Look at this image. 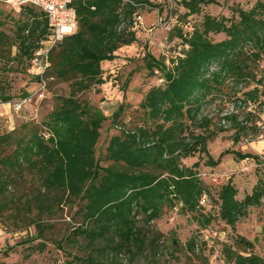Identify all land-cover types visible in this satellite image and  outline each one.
I'll return each instance as SVG.
<instances>
[{
	"label": "trees",
	"instance_id": "1",
	"mask_svg": "<svg viewBox=\"0 0 264 264\" xmlns=\"http://www.w3.org/2000/svg\"><path fill=\"white\" fill-rule=\"evenodd\" d=\"M168 2L160 18L159 26L167 31L160 52L155 55L147 49L142 55L146 75L159 72L162 84L148 87L141 97V123L119 124L124 104L118 106L111 121L119 131L98 152L107 117L82 94L106 82L102 62L115 60L121 47L138 43L133 21L154 5L150 0H71L77 30L51 48L50 65L42 74L44 79L67 82L68 93L55 97V105L40 123L25 122L0 133V222L16 224L15 230L34 226L36 231L7 245L3 257L25 244L31 252H43L44 234L52 228L48 220L65 205H76L74 215L79 219L66 243L82 252L65 251L68 257L57 264H135V258L162 236L149 240L139 222L158 220L164 209L179 207L202 228L218 219L235 230L249 207L264 202V159L233 149L214 159L207 149L208 140L224 131L226 123L234 130L233 143L249 128L255 130L248 124L252 113L247 111L242 120L238 112L224 114L213 128L212 118L202 114L206 104L225 96V87H230L228 97L236 106L264 104V89H259L264 80L254 71L264 59V0H255L247 9L232 6L231 16L203 12L217 0ZM0 3L19 15L12 34L0 30V62L15 63L41 80L31 60L51 33L45 12L31 4L15 12L4 0ZM178 8L183 10L179 15ZM194 15H201L198 23ZM213 35L223 37L213 40ZM251 82L256 85L239 95V87L247 88ZM3 88L0 79V103H8L13 96ZM227 154L254 159L262 165V176L241 199L238 188L227 180L216 191L217 214L203 213L201 200L212 195L199 175L200 160L215 167ZM195 155L198 159L192 165L184 164L183 159ZM256 240L236 235L231 244L223 245L225 261L264 264V254L252 251ZM170 241L179 246L176 237ZM205 243L192 236L185 247L195 253Z\"/></svg>",
	"mask_w": 264,
	"mask_h": 264
},
{
	"label": "rangeland",
	"instance_id": "2",
	"mask_svg": "<svg viewBox=\"0 0 264 264\" xmlns=\"http://www.w3.org/2000/svg\"><path fill=\"white\" fill-rule=\"evenodd\" d=\"M150 1L154 5L153 8L141 11L142 21L135 30L139 39L138 43L118 49L116 61L105 66L106 82L100 86H92L89 91L82 94L83 99L98 107L107 117L100 129L98 152L103 151L109 137L119 131L111 121V115L118 106L121 103L124 104L119 124L133 127L135 123H141L142 111L138 109V103L145 91L152 85L162 84L159 72L151 77L146 75L147 72L142 67V55L147 49L155 55L160 52L165 36H167L165 28L159 26L162 24L160 18L163 17L164 9L169 2L168 0ZM254 2L255 0H217V4L204 6L203 12L215 16H231L230 7L238 6L247 9ZM160 5L163 8L159 9ZM182 11L178 8L177 15ZM157 13L160 15L157 16ZM18 18L17 13H13L7 5L0 3V30L12 34L13 22ZM192 19L198 23L201 15H194ZM222 37V35H213L212 39L219 40ZM12 52H15V48ZM254 71L256 78L262 77L264 80V59L254 66ZM0 79L3 90L13 96L10 102L0 103V133L11 131L21 123H40L55 105V97L67 94L69 91L67 82L45 78L43 84L28 69L24 70L15 63L3 65L0 62ZM126 79H128L127 83H125ZM255 85L251 82L247 88L239 87L238 94L240 95L241 91L251 89ZM259 89L264 88L260 86ZM224 90L225 96L203 107L202 114L212 118L210 127H216L224 114L238 112L239 119L242 120L245 113L250 111L252 117L248 124L255 125L256 129L249 128L246 134L241 135L238 142L233 143L234 130L226 123L224 131L208 140L209 154L215 159L223 150L233 149L264 159V104L250 103L244 108L236 106L232 102V97H228L232 92L230 87H225ZM24 99L26 101L21 104L20 109H15L14 104ZM197 159L195 155L183 159V162L190 166ZM204 161L205 158L200 160L198 172L204 184L210 189L212 197L203 196L201 200L203 213L217 214L216 191L227 180L230 179L238 188V198L241 199L244 194L251 191L257 179L262 176V165L252 158L238 160L232 154H227L215 167L204 165ZM75 210L76 205H65L63 209L56 211L53 219L48 220L52 228L47 229L44 234L46 249L43 252H31L27 248L28 244H25L15 246L8 256L3 257L1 251L7 245H13L19 240L34 236L36 231L34 226L24 230H15L16 224L0 222V261H5L6 264H57L68 257L65 251L81 253L82 249L66 243V238L78 225L79 219L74 215ZM139 225H142L149 240L159 233L162 236L156 245H148L147 250L135 258V264H229L225 261L222 248L225 243L231 244L236 235H242L249 240L256 238L252 251L260 256L264 254V202L260 206L249 207L246 214L237 222L235 230L218 219H214L208 226L202 228L189 213L179 212V207L164 209L163 215L158 220L151 221L149 224L140 221ZM173 236L178 239L179 246L171 243L170 239ZM192 236L199 241H206L202 244V249L196 250L195 253L189 252L185 247L186 242ZM39 240H35L34 243ZM61 246L64 248L62 249Z\"/></svg>",
	"mask_w": 264,
	"mask_h": 264
},
{
	"label": "built area",
	"instance_id": "3",
	"mask_svg": "<svg viewBox=\"0 0 264 264\" xmlns=\"http://www.w3.org/2000/svg\"><path fill=\"white\" fill-rule=\"evenodd\" d=\"M15 12H19L22 5L31 4L45 12L51 33L47 40L43 41L35 51L31 60V67L41 76V82L45 79L42 74L50 65L49 52L52 47L62 41L63 37L77 30V18L75 10L70 6L71 0H4ZM142 21V16L137 15L133 21L132 29H137ZM161 21V19H160ZM158 21V22H160ZM26 99L14 104L15 109H20Z\"/></svg>",
	"mask_w": 264,
	"mask_h": 264
},
{
	"label": "crops",
	"instance_id": "4",
	"mask_svg": "<svg viewBox=\"0 0 264 264\" xmlns=\"http://www.w3.org/2000/svg\"><path fill=\"white\" fill-rule=\"evenodd\" d=\"M116 59H117V58H116ZM116 59L113 60V61H104V62H102V64H101V65H102V68L105 70V69H106L105 66H106L107 64H109V63H112V62L116 61Z\"/></svg>",
	"mask_w": 264,
	"mask_h": 264
}]
</instances>
